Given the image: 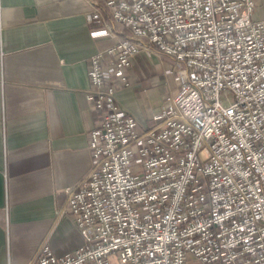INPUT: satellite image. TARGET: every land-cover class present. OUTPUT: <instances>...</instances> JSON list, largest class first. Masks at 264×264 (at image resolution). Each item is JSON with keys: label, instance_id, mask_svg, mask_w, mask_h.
<instances>
[{"label": "built area", "instance_id": "obj_1", "mask_svg": "<svg viewBox=\"0 0 264 264\" xmlns=\"http://www.w3.org/2000/svg\"><path fill=\"white\" fill-rule=\"evenodd\" d=\"M258 1L91 0L92 36L113 43L90 57L91 167L57 210L82 243L27 264H264ZM139 53L174 63L149 124L117 100Z\"/></svg>", "mask_w": 264, "mask_h": 264}, {"label": "crops", "instance_id": "obj_2", "mask_svg": "<svg viewBox=\"0 0 264 264\" xmlns=\"http://www.w3.org/2000/svg\"><path fill=\"white\" fill-rule=\"evenodd\" d=\"M91 5L0 0V264H27L44 243L60 256L82 243L57 210L91 167L88 135L98 116L87 98L90 57L113 43L92 36ZM153 56L168 82L172 59ZM132 71L134 84L117 100L149 124L160 106L143 99L136 65Z\"/></svg>", "mask_w": 264, "mask_h": 264}, {"label": "rangeland", "instance_id": "obj_3", "mask_svg": "<svg viewBox=\"0 0 264 264\" xmlns=\"http://www.w3.org/2000/svg\"><path fill=\"white\" fill-rule=\"evenodd\" d=\"M259 7L258 11L254 15V19H264V0L258 1ZM136 58L135 65L136 70L140 73V79L143 85L142 97L144 100L148 101L150 107L158 108L163 102V98L166 93H168L172 87H176L175 79L172 74L168 77V82L166 76L164 75V80L160 79L164 70L160 65H158V59L154 56H149L146 54H138ZM162 63V62H161ZM166 69L170 68V65L165 63Z\"/></svg>", "mask_w": 264, "mask_h": 264}]
</instances>
